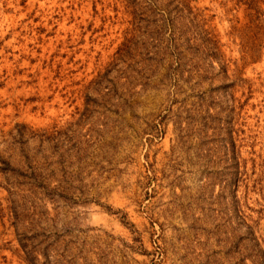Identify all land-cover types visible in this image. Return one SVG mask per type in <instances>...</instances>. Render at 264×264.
<instances>
[{
	"label": "rangeland",
	"instance_id": "rangeland-1",
	"mask_svg": "<svg viewBox=\"0 0 264 264\" xmlns=\"http://www.w3.org/2000/svg\"><path fill=\"white\" fill-rule=\"evenodd\" d=\"M0 264H264V0H0Z\"/></svg>",
	"mask_w": 264,
	"mask_h": 264
}]
</instances>
